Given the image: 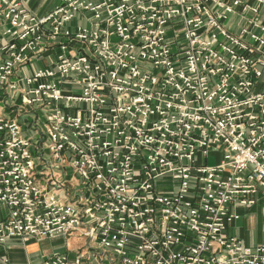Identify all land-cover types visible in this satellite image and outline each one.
<instances>
[{"label": "built area", "instance_id": "1", "mask_svg": "<svg viewBox=\"0 0 264 264\" xmlns=\"http://www.w3.org/2000/svg\"><path fill=\"white\" fill-rule=\"evenodd\" d=\"M259 13L0 0V247L78 235L42 264H264V241L229 233L264 203Z\"/></svg>", "mask_w": 264, "mask_h": 264}, {"label": "crops", "instance_id": "2", "mask_svg": "<svg viewBox=\"0 0 264 264\" xmlns=\"http://www.w3.org/2000/svg\"><path fill=\"white\" fill-rule=\"evenodd\" d=\"M32 4L33 8L38 13L49 12L56 4V0H26ZM245 3L259 6V16L264 21V0L259 3V0H243ZM250 16V15H249ZM65 178V173L59 174ZM70 195L72 189L69 188ZM264 203H260L252 209H240V219L234 222L229 230V233L241 240L245 245H254L264 241ZM262 226L258 229L259 222ZM41 242V243H39ZM47 244L52 246L49 248H42L40 245ZM84 246V239L78 235H72L67 239L57 240H31L26 244L18 240L8 243L6 248L0 247V259L8 257L11 264H42L43 260L50 256L55 251L65 250L70 255H74Z\"/></svg>", "mask_w": 264, "mask_h": 264}, {"label": "rangeland", "instance_id": "3", "mask_svg": "<svg viewBox=\"0 0 264 264\" xmlns=\"http://www.w3.org/2000/svg\"><path fill=\"white\" fill-rule=\"evenodd\" d=\"M207 162H208L209 165H215V164L218 162V159H217V157L214 156V154H211V155L209 156ZM47 171H49L50 173L53 172L55 175H59L61 172H63L62 170H59L58 168H48ZM263 205H264V204H262L261 206H263ZM257 206H259V205H257ZM261 220H262V219H260L258 229H260L261 226H262V222H261ZM39 243H41V242H39ZM46 245H47V244H44V243H43V245H40V246H41L42 248H49V249L52 248V246H46ZM52 249H53V248H52ZM62 251H65V250H60V252H62Z\"/></svg>", "mask_w": 264, "mask_h": 264}]
</instances>
